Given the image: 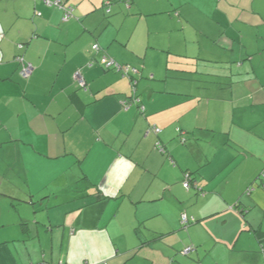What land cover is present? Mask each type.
Segmentation results:
<instances>
[{"label": "crops", "instance_id": "1", "mask_svg": "<svg viewBox=\"0 0 264 264\" xmlns=\"http://www.w3.org/2000/svg\"><path fill=\"white\" fill-rule=\"evenodd\" d=\"M48 1L0 0V264H264V0Z\"/></svg>", "mask_w": 264, "mask_h": 264}, {"label": "built area", "instance_id": "2", "mask_svg": "<svg viewBox=\"0 0 264 264\" xmlns=\"http://www.w3.org/2000/svg\"><path fill=\"white\" fill-rule=\"evenodd\" d=\"M48 4L51 6H55V7H63L65 10V14H64V19L67 20L72 16L73 13V8L71 6H64V3L62 0H49ZM98 44L94 45V49L98 50ZM19 60L21 62H23V68L21 70V74L25 77L29 76L32 74L33 72V65L27 61L24 60V57L20 56ZM105 66L108 69H116L118 71H122L124 75H130L131 73H137L138 70L135 67H131L128 65H122L112 59H107L105 62ZM76 79L78 81V83H80L81 85H84V78L82 76V74L80 72L77 73ZM135 101L137 100V98H133ZM144 110V106L141 105V110ZM153 129L155 130V132L159 133L161 131V129L159 127L154 126ZM190 177L187 175L186 180L184 181V185L186 187H191V180L189 179ZM182 221L184 224H188L189 223V218L184 215L182 217ZM195 247L194 246H190L187 247L186 249H184V253L188 254L191 253L192 251H194Z\"/></svg>", "mask_w": 264, "mask_h": 264}, {"label": "rangeland", "instance_id": "3", "mask_svg": "<svg viewBox=\"0 0 264 264\" xmlns=\"http://www.w3.org/2000/svg\"><path fill=\"white\" fill-rule=\"evenodd\" d=\"M176 58H179V57H177V55H174ZM175 57H172L171 58V65H170V68H172V69H174L173 67H175L176 69H174V72H176L177 71V73L178 74H182L183 73V71L181 70V68L180 69H177V67H176V65H175V63L176 62H172V60H176L178 63L179 62H182L181 60H185V59H176ZM176 70V71H175ZM159 75H163L162 74V72L159 74ZM96 207H91L90 209H88V211H86V213H88V214H90L91 212H93L94 211V209H95ZM18 214V212L16 211V212H14V215H17ZM7 215L9 216V214L7 213ZM92 216V215H91ZM195 250V249H194ZM193 252V251H192Z\"/></svg>", "mask_w": 264, "mask_h": 264}, {"label": "trees", "instance_id": "4", "mask_svg": "<svg viewBox=\"0 0 264 264\" xmlns=\"http://www.w3.org/2000/svg\"><path fill=\"white\" fill-rule=\"evenodd\" d=\"M135 98H137V100L135 101V102L137 103L138 100H139V99H138L139 97L136 96ZM138 104H139V107H140V111H141V112H145L146 107L143 105V106H144V110H143V109L141 110V105H142V104H141V103H138ZM152 128H153V127H152ZM160 129H161V128H160ZM178 131L180 132V136H181L183 142H185V141H186V138H185L184 136H182V134H184V132L181 131V129H179ZM160 132H161V131H160ZM160 132H159V133H160ZM159 146H161V145H159ZM190 172H191V171H187V172H186V173L188 174L189 177L191 176V175H190V174H191ZM191 185H192V183H191Z\"/></svg>", "mask_w": 264, "mask_h": 264}]
</instances>
